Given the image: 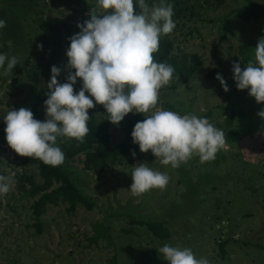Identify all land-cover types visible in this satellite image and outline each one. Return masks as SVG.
<instances>
[{"label": "rangeland", "instance_id": "rangeland-1", "mask_svg": "<svg viewBox=\"0 0 264 264\" xmlns=\"http://www.w3.org/2000/svg\"><path fill=\"white\" fill-rule=\"evenodd\" d=\"M183 1L197 15L171 37L177 49L196 52L202 63L191 78L172 79L163 87L157 107L206 117L224 134L236 128V138L225 136L226 146L214 160L201 163L194 156L178 168L162 165L155 156L101 171L84 169L77 159L68 161L93 207L78 205L69 211L59 202L37 219L34 198L22 195L29 183L18 178L26 173L38 181L37 168L24 163L26 157L0 137V175L14 180L9 193L0 195V264H109L113 256L117 264H169L159 252L165 243L189 248L209 264H264V119L257 115L264 104L247 89H237L232 78L233 62L243 68L254 60L258 39L264 37V16L245 22L236 15L249 0H226L221 6L209 0ZM253 1L264 5V0ZM86 4L89 10L97 8V0H0V20L6 21L0 28V54L19 61L7 75V61L0 68V131L9 110L29 109L35 87L47 86L52 66L61 68L59 83L75 71L66 68L68 38L80 31L78 23L90 19ZM56 33L63 48L59 57L49 59L44 51L55 52ZM122 123L110 122L113 141L122 137ZM140 163L169 176L164 190L131 194V173ZM132 220L161 221L168 234L159 237Z\"/></svg>", "mask_w": 264, "mask_h": 264}, {"label": "clouds", "instance_id": "clouds-1", "mask_svg": "<svg viewBox=\"0 0 264 264\" xmlns=\"http://www.w3.org/2000/svg\"><path fill=\"white\" fill-rule=\"evenodd\" d=\"M140 11L134 9L133 0H97V8L90 10V19L78 23L80 31L69 37L66 51L67 82L59 83L61 68L51 67L44 101L46 119L34 118L30 109L21 107L9 110L4 117L6 142L20 156L36 158L44 164L58 167L64 163L65 154L57 146L59 138L75 139L79 143L89 133V109L103 105L108 120L119 124L128 113H141L146 117L137 122L131 132L132 142L139 150H149L162 165L178 168L194 156L201 163L215 159L225 148L222 130L206 117L157 107L160 90L171 84L175 69L156 62L153 53L159 51L161 35H170L176 27L171 4L149 7L146 0H135ZM6 21L0 20V28ZM9 46L11 41H8ZM42 49V45H37ZM7 61V67L4 68ZM19 61L0 54V68L11 73ZM233 80L239 90L257 103L264 102V37L258 39L254 60L241 68L233 62ZM77 78L82 87L74 92ZM223 91L228 86L216 74ZM90 95H85V93ZM92 97V98H90ZM257 115L264 119V109ZM135 156V152L131 153ZM131 194L140 197L154 188L164 190L169 182L166 173L155 171L145 163L138 164L131 173ZM14 186L12 176L0 175V195H6ZM159 252L169 264H209L206 258L197 259L189 248L174 247L165 243Z\"/></svg>", "mask_w": 264, "mask_h": 264}, {"label": "trees", "instance_id": "trees-1", "mask_svg": "<svg viewBox=\"0 0 264 264\" xmlns=\"http://www.w3.org/2000/svg\"><path fill=\"white\" fill-rule=\"evenodd\" d=\"M146 1H148L151 6H160L161 4H171L173 6V20L176 23L174 30H181L186 24V20L190 21L195 15H197V12L192 10V7L180 4L184 2L183 0ZM209 1L217 6H221L226 2V0ZM88 7L90 8L91 5L86 4L85 8L87 9ZM235 13L242 21L245 22L260 19L264 16V5L253 0H249L247 3L237 8ZM45 21L46 20L42 18L41 22H44L45 24ZM78 32L79 30L77 33ZM53 40L56 42V46L53 47L56 53L50 52L49 50L44 51L48 55L49 59L52 57L55 59L56 57H59L61 53L60 50L63 48L62 42L57 37V33L54 35ZM177 48L178 47L176 46L173 37H171V34L161 35L159 41V51L153 53V57L158 63L163 62L173 66L175 69L173 80L175 82H181L182 78L189 79L194 75L198 67L201 65L202 59L196 52H182ZM81 87L82 81L80 78H77V82L73 85L74 92L79 91ZM47 92V86L35 87L33 100L29 107L34 118L42 122L46 119V106L44 105V101L47 99ZM85 95L90 94L86 92ZM92 99L95 107L88 110L91 118L88 121L89 133L84 138V142L79 143L75 139H66L63 143H61L60 139L63 138H59L57 141V146L60 147L65 154V160L62 165L52 167L44 164L41 160L36 158L26 157L23 159L24 163L36 166L37 174L39 176V180L37 181L34 179L32 174L23 173L18 175L20 180H26L29 183V187L23 189L22 195L34 198L31 207L34 216L37 219L40 218L48 205H56L59 202L66 203L69 211H74L78 205H84L87 208L93 207V201L78 187L76 180L70 173L73 169L71 166L67 165L66 162L77 159L81 161L84 169L101 171L110 165H132L136 158L147 157L150 159L154 156L150 150L146 153H142L139 150V145L132 142L131 132L137 122H142L146 118L144 114H127L122 120V137L117 141H113L111 131L109 129V114L106 112L103 105L96 104L94 98ZM259 104H264V102ZM230 117L232 116L228 117V121H231ZM234 129L236 130V128ZM234 129L228 130L225 134L228 141L236 138ZM0 137L6 140L5 129L0 131ZM133 151L135 152V156L131 154ZM132 221L146 225L153 231V233H155V235L159 237H164L168 234L167 229L163 227L164 225L161 221L155 223L143 220ZM36 226L40 229V223H37ZM223 253L224 252H222V254ZM109 264H117V260L114 256L110 259Z\"/></svg>", "mask_w": 264, "mask_h": 264}]
</instances>
